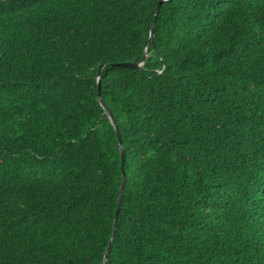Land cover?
<instances>
[{"label":"trees","instance_id":"obj_1","mask_svg":"<svg viewBox=\"0 0 264 264\" xmlns=\"http://www.w3.org/2000/svg\"><path fill=\"white\" fill-rule=\"evenodd\" d=\"M158 1L0 0V264H104L101 64L108 264H264V0Z\"/></svg>","mask_w":264,"mask_h":264},{"label":"water","instance_id":"obj_2","mask_svg":"<svg viewBox=\"0 0 264 264\" xmlns=\"http://www.w3.org/2000/svg\"><path fill=\"white\" fill-rule=\"evenodd\" d=\"M163 1L164 0H159L158 1L156 9H155L154 19H153V21H152V23L150 25V29H149L148 40L151 41V44H152L153 47H155L154 46V29H155L156 19L158 17V12H159L160 5H161V3ZM147 56H148V54L146 53V50H144L142 58L140 59V61H121V62L112 63V65L140 69V68H142V64L145 61ZM104 66H105L104 64H101L99 66L98 70H97V85H98L97 86V94H98V100H99L100 105L104 109L108 119L110 120V122H111V124L114 127V130L116 132V135H117V138H118V143H119L120 165H121V170H122V179H121L120 188H119V194H118V198H117V205H116V209H115V215H114V221H113L111 237H110L109 243H108V245L106 247V250L104 252V257H103L104 264H108L107 254H108V252L111 249L112 244H113V238H114V235H115V232H116V222H117V218H118V214H119V210H120L122 195H123V192H124V183H125V172H124V168H125V149H124V146H123V142H122V138H121V135H120V131H119V127H118V123L116 121V118L113 115L111 109L109 108V106L104 101V99H103V97L101 95V71H102Z\"/></svg>","mask_w":264,"mask_h":264}]
</instances>
